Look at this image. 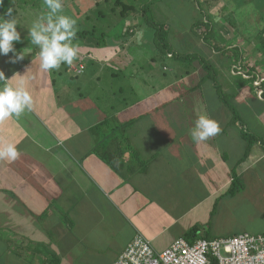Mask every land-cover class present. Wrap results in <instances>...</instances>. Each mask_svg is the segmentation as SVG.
I'll use <instances>...</instances> for the list:
<instances>
[{
    "label": "crops",
    "instance_id": "crops-1",
    "mask_svg": "<svg viewBox=\"0 0 264 264\" xmlns=\"http://www.w3.org/2000/svg\"><path fill=\"white\" fill-rule=\"evenodd\" d=\"M14 1L3 0L0 3V17L17 20V30L22 39L13 42L14 48L25 55L15 63L11 62L13 52L0 55V70L8 78L15 75L13 83L20 75L26 76L34 106L19 117L13 115L0 122V147L14 144L19 153L15 160L0 159V179L5 180V185L0 186V264H99L100 258L91 259L88 255L108 249L110 235L118 232L123 237L120 244H116L120 247L114 255L116 259L138 232L148 237L158 251L179 237L190 242L200 237L213 238L203 236L201 230L198 233L193 231V228H200L199 223L189 227L182 221L191 210L198 208L199 201L210 199L211 209L215 210L219 199L214 198L220 197L223 185L233 183L239 160H223L222 163L234 171L228 173L230 181L223 183L218 178L221 177L220 172L216 176L212 174L216 164L205 162L210 153L209 157L202 158L198 151L191 153L186 150L191 143V130L196 120L206 115L198 84L189 87L195 90L180 100L177 96L188 88L184 89L182 83L191 78L190 75L180 78L175 75L170 81L165 77L159 80L155 65L149 69L153 71L151 79L136 77L140 75L142 66L126 59L129 51L125 50L124 43L119 41L122 48L116 47L118 50H110L106 46L120 61V69L129 68L139 78L138 97L142 91L151 92L143 98L147 99L150 108L138 117L125 119L127 123L140 121L134 122L131 128L120 130V120H124L126 109L104 110L93 100V95L96 98L99 95L90 90L92 80L101 78V74H105L103 69L108 67L99 53L103 46L96 45L94 49L93 44L84 42L87 47H82L81 52L88 53L89 58L79 55L72 63L82 62L85 65L82 73L76 75V70H70L72 65H67L68 71L60 70L59 76L56 69L43 70L37 55L39 48L30 44L28 38L27 19L23 13H18L20 4ZM9 8L12 9L10 14ZM88 70L92 73H87ZM79 76L82 79H78ZM103 79L107 82L106 75ZM2 84L0 82V86ZM179 100L188 104L186 112L170 108ZM221 107L222 104L217 106L214 120L220 117ZM183 109L185 107L181 105L176 108ZM156 113L159 118H153ZM187 119L190 124L184 127ZM158 120L166 123H158ZM228 126L233 127V124ZM121 135L127 139V145L123 138H119ZM214 137L204 143L215 157L219 151L222 160V142L218 136ZM95 149L111 154L110 159L114 156L117 168L101 158ZM176 164H204L201 166L204 168L203 176L210 180L212 189L209 190L208 185L207 195L202 199L194 195L187 197L195 202L193 207L182 215L177 214L178 217L169 225L159 227L158 219L183 206L186 198L174 195H179L182 187L192 184L190 179L186 180L188 172L183 175ZM217 166L219 168L221 164ZM216 177L219 183L215 181ZM176 179L177 187L172 185ZM174 223L179 225L177 230L167 236Z\"/></svg>",
    "mask_w": 264,
    "mask_h": 264
},
{
    "label": "rangeland",
    "instance_id": "rangeland-1",
    "mask_svg": "<svg viewBox=\"0 0 264 264\" xmlns=\"http://www.w3.org/2000/svg\"><path fill=\"white\" fill-rule=\"evenodd\" d=\"M98 1H100L99 4L97 3ZM14 2L20 4L18 13H23L24 18L27 19L25 23L27 25V32H29V28L38 17L48 12L44 2L41 3V0H15ZM126 2L133 3L136 5L137 10L140 9V11L131 14L126 19L114 14L112 11V0H62L63 11L61 13L77 21L73 44L78 47V56H89L88 53L81 52L82 47H87L84 42H87L89 45L93 44L94 49L97 48L96 45H99L98 42L101 45H105L100 49L99 53L102 55L103 60L106 62L105 65L108 67L105 70L103 69L105 74H101V78L96 77L92 80L93 86L90 90L93 91V94L97 93L99 95V98L93 95V100H95L97 106H101L104 110H108L109 112L114 108L112 112H115L122 107L126 109L124 120H120L122 122L119 124L121 127H123V124H127V128L133 127L140 120L134 121L135 123H127V121L138 117L139 114L145 113L150 108V104L148 102L146 103L147 99L143 98L147 97L151 92L147 90L142 91L141 96L138 97L139 90L137 85L141 82L136 77L146 76V79H151L153 71L150 72L149 69L157 65L159 80L166 75V80L170 81L180 70L181 72L186 70L184 68L185 61L182 59V56L178 55L179 52H190L192 54L195 49L199 48L205 50L213 49L209 45L206 48L202 46L204 42L202 36L199 34L207 29L206 26L201 25L198 28L195 27V23L202 19V15L208 16V19L212 18L214 23L213 29L217 31L216 36L218 35L221 39V46L231 43L235 47L238 40L243 39L244 36L249 37V40L245 39L240 42V44L244 45L245 50L248 51L244 54L245 62L246 64L253 62L259 63V70L264 72V51L260 49V42L251 39L255 37L257 32L264 28V0H126ZM146 3L148 8L143 14L141 9ZM224 14L232 16V20L237 23L238 30L222 23L221 18H223L222 15ZM83 30L88 31L87 36L84 38L79 34ZM156 31L158 32L157 38L155 37ZM238 31L241 34H238ZM103 34L105 41L102 38ZM122 34L123 36H121ZM119 41L124 43L125 50L129 51V56L126 59L134 60L136 64L142 66L140 75H136L135 77L128 70L129 68L125 70L119 68L121 65L120 61L108 50L109 48L110 50L121 49L122 46H120ZM164 45L166 46L163 47ZM242 45L241 47H243ZM168 51L177 54L175 57H166L165 53ZM235 53L237 56V51ZM215 55L211 56L210 59L212 61L215 60L214 62L216 64L215 74L213 70V75L222 84L221 89L218 88V90L222 94V97L230 104L236 106L243 115L244 125L243 123H238L232 111L223 105L224 107H221L218 112L220 113V117L215 120L222 128L226 127L225 124H233L236 126H231L233 129L232 131L230 130V133L223 132L216 135L222 142L220 148L224 153L223 159L221 160L219 157V151L215 157L204 141L196 142L192 136L191 143L186 146V150H189L191 153L198 151L199 156L202 158L209 157L208 153H210V157L205 158V162L206 164H216V170H212V174L216 176L220 172L221 177H218L220 181H230L228 177L229 171H235L236 176L238 175V178L241 179L236 183L238 187L234 184L233 188L237 190L233 191V193L230 191L232 184L223 185L225 182L222 183L220 197L217 196L214 198L216 200L219 199L216 202L215 210L211 209L210 199H207L206 202L204 200L203 202L199 201L198 208L191 210L183 218L182 222L185 225L188 223L189 227L194 223H199L201 234L213 238L214 236H231L242 231L264 233V103H257L254 100L255 96L254 92L251 91L250 81L244 80L242 89L239 87L243 80H241V76L237 74L233 75L234 66L231 67L232 60L230 57L226 55L221 56L219 53ZM233 58L234 56H232ZM191 59H188L187 62ZM81 64L83 63L81 62ZM81 64H73L70 70H76ZM163 65H166L165 71L162 69ZM247 67H250V65L248 64ZM63 69L69 70L65 64L58 70L56 75L59 76ZM60 70L61 72L59 73ZM95 70H93V73ZM238 71L237 73L245 72L246 70L239 67ZM113 72H115V75L112 74ZM74 73L78 74L75 71ZM87 73L91 74L92 72L88 70ZM108 73H111L113 76L107 75ZM62 74L65 75L64 73ZM104 75L107 77V82L103 79ZM190 77L186 82L184 81L182 83L184 89L185 87L189 88L197 84V78L193 77V75H190ZM78 79H82V77L79 76ZM202 82L204 103L211 110H215L219 105V103L216 104L215 102L217 90L215 91L210 88L213 85L210 79H205ZM259 82V80L255 81L257 86L254 89L258 98H260L259 91L261 89L258 87L260 86ZM231 87L235 90L231 89ZM236 91L237 93H234ZM228 92H232L233 95L227 94ZM193 95L196 96L195 94ZM139 100H141V103H139ZM180 100L173 102L170 108L176 112H186L188 104L186 102L182 104ZM261 100H264V97ZM180 105L184 106L185 109L176 110ZM159 117L160 115L156 113L153 118ZM187 120L184 121V127L190 124V120ZM158 123L166 122H160L158 120ZM241 127H246L253 133H255L256 129L261 131L260 138L262 143L254 142L250 154L246 155L245 158L243 154L245 141L240 136ZM188 131H190L189 128ZM119 138H123L125 145H127V139L123 135ZM255 140H257L256 136L253 137V141ZM240 157L243 160H239ZM223 160L227 162H236L239 160V165L233 171L227 167L228 164L222 163ZM217 164H221V167L218 168ZM201 166L204 167V164L175 165V167H179L178 171H183V175L188 172L186 174V180L190 179L192 184L187 185V188L182 187L183 191L179 195H174L176 197L182 196L186 198L183 206L177 211L175 209L172 210L169 216L165 215L163 219H158L159 227L169 225V223H172L178 217L176 216L177 214L182 215L185 210L193 207L192 205L195 202L187 197L191 195L200 199L203 196L206 197V187L210 185V180L203 176L204 168ZM218 178L216 177L215 179L217 183H219ZM254 180H257L255 184ZM177 181L178 179L172 185L177 187ZM1 185H5L3 178L0 179ZM208 188L211 190L212 186L210 185ZM194 197L191 199H194ZM168 219L171 220L168 222ZM166 220L167 222H165ZM175 223L168 229L167 236L174 234L177 230L179 225L176 226ZM110 236L111 239H109L110 245H108V249H103L99 254H90L88 257L91 259L93 257L100 258L99 264H113L116 260L114 255L120 251V247H116V244H120V239L123 235L118 232L116 235L112 233Z\"/></svg>",
    "mask_w": 264,
    "mask_h": 264
},
{
    "label": "clouds",
    "instance_id": "clouds-1",
    "mask_svg": "<svg viewBox=\"0 0 264 264\" xmlns=\"http://www.w3.org/2000/svg\"><path fill=\"white\" fill-rule=\"evenodd\" d=\"M2 2L3 0H0V3ZM44 5L48 12L32 23L28 38H30V44L39 48L37 55L41 61L40 67L46 71L59 70L62 64L70 66L78 58V47L73 44L77 21L61 14L62 0H44ZM11 12L12 9L9 8L8 13ZM21 39V33L17 30V20L0 17V55L13 52L14 58L11 61L13 63L23 59L25 54L22 51L17 52L13 43ZM14 79H16L15 75L8 78L0 70V82H3L0 86V122L13 115L19 117L25 110L30 111L33 107V98L27 88L26 76L20 75L16 83L12 82ZM221 131L216 120L207 115H201L191 130V136L194 141L200 142L216 136ZM18 156L19 153L14 144L0 147V159L15 160Z\"/></svg>",
    "mask_w": 264,
    "mask_h": 264
},
{
    "label": "trees",
    "instance_id": "trees-1",
    "mask_svg": "<svg viewBox=\"0 0 264 264\" xmlns=\"http://www.w3.org/2000/svg\"><path fill=\"white\" fill-rule=\"evenodd\" d=\"M106 1H111V0H106ZM112 1H113L112 11L114 12V14L116 16H120V17H122L124 19L130 17L131 14L140 11V9L137 10V7H136L135 4L128 3V2H126V0H112ZM205 1H207V0H205ZM97 3L99 4L100 1H98ZM147 8H148V5L146 3L142 7L141 12L144 14V12H146V9ZM230 15H226V14L222 15V17H223V18H221L222 23H224L225 25H229V27L232 26V27L236 28V30H238L237 23L232 20V18H231L232 16H230ZM210 16H212V15L210 14ZM207 19H208V16L202 15V19L201 20H198L195 23L196 24L195 27L198 28L201 25H205L206 26L207 29H205L204 31L201 32V34H199L203 38V42L204 43L202 44V46L204 48H206L209 45L213 49H207V50H205V49H200L199 48V49H195L192 54H190V52H185V53L179 52L178 55L179 56H182V59L185 61L184 68L186 70L184 72H180V73L176 74V76L178 78H180L181 76L182 77H186L188 75H194L197 78V81H198V83H197L198 84L197 89L198 90H201L200 92H201V95L203 96V98H204V95H203V91H202V88H203L202 87V83H203L202 81H204L205 79H210L212 81V83H213V85L210 86V88L213 89V90H215V91L217 90V98L215 100L216 104L219 103V104H222V107H224L223 105H225L226 107H228L232 111L233 116L236 118V121L238 123H240V124L243 123V125H244L243 115L239 112V110L237 109L236 106H234L233 104H230L229 102H227V100H225L222 97V94L218 90V88L221 89L222 84L219 81H217L216 76L213 75V70H214V74H215L216 64L214 62L215 60L212 61L210 59V57L211 56H214L216 53L221 54V56H223V55L225 56L226 55L227 57H230V59L232 60L231 67L234 66V70L232 72L233 75L234 74H237V75L241 76V80H243L241 82V85H239V87L242 89V87L244 86V80L245 81L246 80L247 81H250V85L252 87L251 88V91L254 92V96H255V99L254 100L257 103H264V100H261V98L264 97V81L262 82L261 87L258 86L259 88H262L263 89V92H262L261 96H259L260 98L257 97L258 95L255 93V90H254L255 87L257 86L256 83H255V81L258 80V79H260V78H264V72H261V70H259L260 64L257 63V62H255V63L254 62L253 63H248L250 65V67H247L248 64H246V62H245L244 54L246 52H248V51L245 50L244 45L240 44V42H242L241 40H245V39L249 40L250 39L249 37L244 36L243 39L238 40L236 42L235 47L231 43L230 44H225L224 46H221V39H220V37L218 35L216 36L217 31L213 29L214 23L212 21V18H210L208 20ZM151 23H153V22L151 21ZM130 28H132V27H130ZM87 33H88L87 30H83V32H79V34H81V36L83 38L87 36ZM239 33L240 32L238 31V34ZM157 34H158V32L156 31L155 32V37L156 38H157ZM234 35H236V34H234ZM121 36H123V34ZM102 38H104V34L102 35ZM251 39H254L255 41L260 42V49H261V51H264V28H262L259 32H257L255 34V37H253ZM103 40L105 41V38ZM98 43H99V46H101V47L102 46H105V45H101L100 42H98ZM241 45L243 47H241ZM165 46L166 45H164L163 47H165ZM217 48H218V50H217ZM235 51H237V56L235 55L236 54ZM176 54L177 53L172 52V51H168V52L165 53L166 57H175ZM232 56H234L233 59H232ZM188 59H191V60H189V62H187ZM75 64L78 65L79 62L78 63H75ZM239 67H241V69L242 68L245 69L246 71L245 72H242V73H237ZM164 68H166V67H164ZM164 68L162 67V69L165 71ZM235 69H237V70H235ZM75 72H77V71H75ZM231 89L235 90L233 87H231ZM194 90H195V88H192V89L187 88V90L181 92L177 96V98L178 99H181L182 97H185V96L189 95L190 93H192ZM228 91H230V90H228ZM234 93H237V91L234 92ZM227 94L233 95L232 92H228ZM247 98H248V95H247ZM205 108H206V115L209 116L210 118L214 119V116H216L215 111H216L217 107H216L215 110L214 109L211 110L208 105L207 106L205 105ZM213 110H214V112H213ZM126 125L127 124H123V127H120L119 129L121 130V129L125 128ZM225 125L227 126L228 124H225ZM233 126H235V125H233ZM220 127L222 129V131L220 133H223V132L224 133H227V132L230 133V130L232 131V129H233L231 126H227V127L222 128V126L220 125ZM240 130H241L240 136L245 141V148H244V152H243L244 158H245L246 155L250 154V152L252 150V147L254 145V142H256V143H258V142L262 143L261 138H260L261 131H259L258 129H256L255 133H253L248 128H246V127H241ZM254 136H256V139L258 141L257 140L253 141V137ZM257 136L259 137V139H258ZM112 139L113 138H111V140ZM101 148H103V147H101ZM95 152L97 154H99L100 157L103 158L106 162H108L109 164H111L114 168H117L114 165V164H117V159H115L114 156H112V158L110 159L111 154H103L98 149H97V151L95 149ZM239 160H243V158L241 157ZM240 179L241 178H238V175L236 176V178L235 177L233 178V183H232V185L230 187V191L232 193H233V191L237 190V189L233 188V186H234V184L238 183L240 181ZM236 187H238V184H236ZM199 230H200L199 227L193 228V231L195 233H198Z\"/></svg>",
    "mask_w": 264,
    "mask_h": 264
},
{
    "label": "built area",
    "instance_id": "built-area-1",
    "mask_svg": "<svg viewBox=\"0 0 264 264\" xmlns=\"http://www.w3.org/2000/svg\"><path fill=\"white\" fill-rule=\"evenodd\" d=\"M84 69L81 64L76 71L82 73ZM258 80L261 87L264 78ZM262 92L261 88L260 96ZM114 264H264V233L243 231L226 237H200L193 242L179 237L158 251L138 232Z\"/></svg>",
    "mask_w": 264,
    "mask_h": 264
}]
</instances>
